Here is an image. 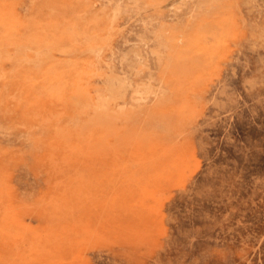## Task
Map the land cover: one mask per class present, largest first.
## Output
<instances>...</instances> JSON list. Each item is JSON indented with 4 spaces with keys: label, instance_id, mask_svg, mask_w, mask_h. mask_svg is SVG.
<instances>
[{
    "label": "rangeland",
    "instance_id": "rangeland-1",
    "mask_svg": "<svg viewBox=\"0 0 264 264\" xmlns=\"http://www.w3.org/2000/svg\"><path fill=\"white\" fill-rule=\"evenodd\" d=\"M0 264H264V0H0Z\"/></svg>",
    "mask_w": 264,
    "mask_h": 264
}]
</instances>
